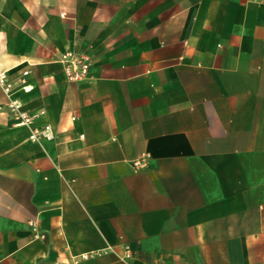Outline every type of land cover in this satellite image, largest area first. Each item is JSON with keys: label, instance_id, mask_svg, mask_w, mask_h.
I'll return each instance as SVG.
<instances>
[{"label": "crops", "instance_id": "1", "mask_svg": "<svg viewBox=\"0 0 264 264\" xmlns=\"http://www.w3.org/2000/svg\"><path fill=\"white\" fill-rule=\"evenodd\" d=\"M0 70V264H264V0H0Z\"/></svg>", "mask_w": 264, "mask_h": 264}, {"label": "built area", "instance_id": "2", "mask_svg": "<svg viewBox=\"0 0 264 264\" xmlns=\"http://www.w3.org/2000/svg\"><path fill=\"white\" fill-rule=\"evenodd\" d=\"M59 59L62 63V72L69 82H79L88 78L91 60L86 53L65 51L60 55ZM22 74L24 76L27 75V71H24ZM14 87V83L9 80L5 71L0 70V90L7 97V101L3 105H0V112L5 111L8 113L15 126L29 127V139L31 141L52 140L54 135L51 126L48 124L35 126L34 122L38 114H30L23 110L21 103L10 96ZM134 165L139 168H144L146 167V162L144 160L138 161ZM30 226L35 231L34 223H30ZM34 237L40 238L42 235L37 232ZM90 256L82 255V258Z\"/></svg>", "mask_w": 264, "mask_h": 264}]
</instances>
